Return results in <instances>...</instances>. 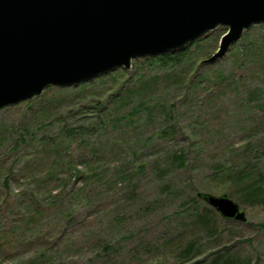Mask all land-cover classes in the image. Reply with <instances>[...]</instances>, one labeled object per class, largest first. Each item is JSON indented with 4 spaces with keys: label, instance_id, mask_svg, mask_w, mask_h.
<instances>
[{
    "label": "rangeland",
    "instance_id": "1",
    "mask_svg": "<svg viewBox=\"0 0 264 264\" xmlns=\"http://www.w3.org/2000/svg\"><path fill=\"white\" fill-rule=\"evenodd\" d=\"M226 28L0 108V264H264V23L203 63Z\"/></svg>",
    "mask_w": 264,
    "mask_h": 264
},
{
    "label": "water",
    "instance_id": "2",
    "mask_svg": "<svg viewBox=\"0 0 264 264\" xmlns=\"http://www.w3.org/2000/svg\"><path fill=\"white\" fill-rule=\"evenodd\" d=\"M264 0H0V108L48 86L89 80L134 58L180 49L225 26L220 59L252 24ZM222 217L246 221L226 194H203Z\"/></svg>",
    "mask_w": 264,
    "mask_h": 264
},
{
    "label": "trees",
    "instance_id": "3",
    "mask_svg": "<svg viewBox=\"0 0 264 264\" xmlns=\"http://www.w3.org/2000/svg\"><path fill=\"white\" fill-rule=\"evenodd\" d=\"M200 38L193 40L192 42H190L189 44H187L186 46L177 49V50H172V51H167L161 54H157V55H152V56H145L142 57L144 58V60L147 61H154L157 62L159 64H165V65H175L177 64L179 61H181L183 59V57L189 53L190 48L194 45H197L198 40ZM195 49H197V47H195ZM241 50H243V52H241ZM238 53H241L242 57L241 59H245V60H253L254 63L257 64L258 70L264 74V36L261 38L259 43H253V42H249L246 45H244L242 48L238 49L237 51ZM237 53V54H238ZM192 83V82H191ZM258 108H260L261 110L264 109V105L263 104H257ZM171 117V115L168 113L167 114V120ZM239 171V170H238ZM243 176L241 174V172L237 173V176ZM253 183V182H252ZM253 185V184H252ZM253 192H255L257 195L261 193V186L260 185H256L253 186ZM251 189V190H252ZM254 193V195H255ZM200 197L203 198V194H199ZM263 201H264V196H262ZM263 226V225H261ZM217 259V258H216ZM224 264H230V260H224Z\"/></svg>",
    "mask_w": 264,
    "mask_h": 264
}]
</instances>
